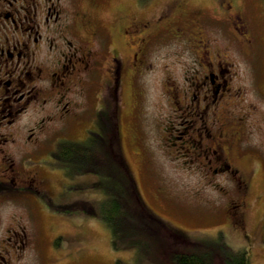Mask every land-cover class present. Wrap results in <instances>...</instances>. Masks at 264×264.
<instances>
[{"label":"flooded vegetation","instance_id":"af4514ba","mask_svg":"<svg viewBox=\"0 0 264 264\" xmlns=\"http://www.w3.org/2000/svg\"><path fill=\"white\" fill-rule=\"evenodd\" d=\"M110 1L0 0V264H16L28 246L23 238L42 235V213L53 212L62 197L71 195L60 187L55 196L51 174H60L61 186L71 181L80 183L75 188L81 192L88 187L102 191L98 180L73 170L61 144L75 142L72 130L78 125L85 133L79 142L85 143L102 135L109 121L121 143L120 112L128 109L126 114L138 120L144 115L141 78L152 64L150 55L173 38L188 40V32L194 33V47L186 46L188 56L193 55L194 87L167 90L168 103L187 122L178 131L171 126V138L182 140L198 160L204 156L197 170L226 174L234 183L240 197L236 206L230 202L228 213L244 228L251 176L238 160L249 148L243 131L252 112L231 113L230 99L240 96V87L233 89L236 72L229 55L191 26L202 16L196 12L189 17L183 1L146 18L123 4L102 17L98 9ZM235 19L244 34L241 14H234L231 21ZM97 198L95 202L102 201ZM77 202L87 205L88 199Z\"/></svg>","mask_w":264,"mask_h":264},{"label":"rangeland","instance_id":"374dc122","mask_svg":"<svg viewBox=\"0 0 264 264\" xmlns=\"http://www.w3.org/2000/svg\"><path fill=\"white\" fill-rule=\"evenodd\" d=\"M137 1L145 4L139 5ZM177 1H183L189 17L196 12L201 14L198 22L191 26L203 31L231 59L236 72L233 89L240 87V96H232L234 90H230L231 113L252 112L247 130L243 131L249 148L238 160L241 168L251 176V201L244 228L240 229L234 216L228 213L230 202L236 206L240 197L234 183L229 182L226 174L211 176L197 170L200 168L197 164L205 162L204 156L198 160L193 150L186 151L182 147V140L171 138V126L178 131L187 122L180 116V111H174V103L172 106L168 103L171 93L167 90L172 86L194 87L190 78L193 55L189 57L190 52L186 51V46L194 47L193 32L184 36L188 40L179 42L173 38L168 40L170 45L154 49L148 59L152 63L150 69L141 78L144 96L140 107H143L144 115L141 120L133 119L132 115L126 114L128 109H124L125 102L122 101L124 111L118 118L121 143H115V149L118 150L119 145L120 157L122 152L137 186L140 203L169 228L183 232L190 240L219 237L233 248L248 247L252 264H264V0H111L98 11L107 18L110 10L123 4L130 12L146 18ZM229 4L232 8L227 10ZM237 13L242 16L244 34L238 32L236 19L234 23L231 21ZM114 127L113 121H109L107 131L112 132ZM213 128L217 129L216 126ZM72 132V140L80 143L79 140L84 138V127L78 125ZM117 139L116 134L113 141L117 142ZM94 168L87 165L86 171L80 173L100 182L101 175H106L100 166ZM51 175L55 196H60V187L71 195L78 194L62 197V203L66 205L57 203L53 212L42 213V235L27 234L23 238L28 246L18 253L20 259L16 264H114L116 258L131 264H158L160 260L169 263L168 253H159L160 258H154L145 253L137 254V250L129 246L115 250L110 221L102 214L107 208L103 203L105 198L95 202L97 197L101 199L102 192L90 187L81 192L76 189L79 182L65 181L61 186L60 174ZM82 198L88 199L87 205L77 202ZM162 241L157 243L160 250L164 247Z\"/></svg>","mask_w":264,"mask_h":264},{"label":"trees","instance_id":"16d2710c","mask_svg":"<svg viewBox=\"0 0 264 264\" xmlns=\"http://www.w3.org/2000/svg\"><path fill=\"white\" fill-rule=\"evenodd\" d=\"M137 3L145 4L142 1ZM112 133L107 131L106 125L102 135L93 136L82 144L63 142L61 149H67L66 156L74 171L84 172L87 165L92 168L100 166L106 175H101L98 182L102 190L99 193L103 192L101 198H105L103 203L107 205L102 214L110 221L111 242L115 250L129 246L136 249L137 254L145 253L154 258H158L159 253H168L167 264H252L248 247L233 248L219 237L190 240L183 232L169 228L161 218L145 208L140 203L137 186L132 181L122 152L120 157L119 145L118 150L115 149L118 141H113L115 135ZM161 239L164 247L160 250L157 243ZM114 264L131 263L116 258ZM158 264H164V261L160 260Z\"/></svg>","mask_w":264,"mask_h":264},{"label":"bare ground","instance_id":"6f19581e","mask_svg":"<svg viewBox=\"0 0 264 264\" xmlns=\"http://www.w3.org/2000/svg\"><path fill=\"white\" fill-rule=\"evenodd\" d=\"M116 179V177H114Z\"/></svg>","mask_w":264,"mask_h":264}]
</instances>
